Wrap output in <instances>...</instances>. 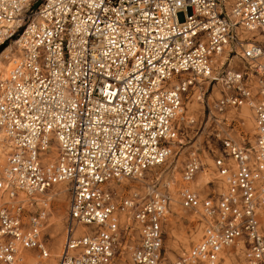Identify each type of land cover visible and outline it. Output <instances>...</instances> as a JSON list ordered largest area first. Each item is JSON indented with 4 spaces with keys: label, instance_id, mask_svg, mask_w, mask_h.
<instances>
[{
    "label": "built area",
    "instance_id": "2783aa9c",
    "mask_svg": "<svg viewBox=\"0 0 264 264\" xmlns=\"http://www.w3.org/2000/svg\"><path fill=\"white\" fill-rule=\"evenodd\" d=\"M236 26L259 40H239ZM12 40L20 58L0 77V129L11 146L0 173V264H47L46 209L33 198L61 183L68 206L55 264H111L121 214L137 230L129 264H217L221 254L229 264H264V0H0V48ZM227 48L225 67L237 56L242 68L219 75ZM215 86L213 110L248 109L252 133L240 143L215 135L224 185L216 195L190 187L202 168L191 154L179 203L202 230L170 261L167 186L119 198L113 185L164 165L181 146L189 93L204 103Z\"/></svg>",
    "mask_w": 264,
    "mask_h": 264
},
{
    "label": "rangeland",
    "instance_id": "374dc122",
    "mask_svg": "<svg viewBox=\"0 0 264 264\" xmlns=\"http://www.w3.org/2000/svg\"><path fill=\"white\" fill-rule=\"evenodd\" d=\"M230 62L229 63L231 65L229 66L231 68H234L236 66H238V69L242 68V66L238 64V59L236 57H234L233 59L231 58ZM226 68L227 67L222 68L218 74H223ZM203 90H205V88H203ZM220 92V86H215L213 91H208V93L205 94L204 103H201V106H198L197 110L193 111L190 114H185V108L188 106V103H192L190 97L195 93L197 94L198 90L196 89L194 92L189 93L190 95H188L187 100L184 101V110L182 115H185V119H189V121L192 120L194 121V123L188 126L187 122L185 121L186 123H183V125L180 127L179 141L181 142V146L173 145L174 152L171 153V156L169 157L167 162L160 167L153 168L150 171L144 173L141 178L142 181H138L139 179H128L122 181V183L118 187L119 198L130 197L133 193L139 195L140 198H148V195H145L146 188L151 187L153 191L158 190L160 192H165V184L167 182H171V188L167 186L170 196L169 198L171 200L173 198L172 194L173 192H175V196L179 200L178 194L182 187L181 174L184 165L190 159L191 154H195L202 165V168H200L201 171L196 174L193 181L196 182L199 176H204L207 179L206 183L203 182L198 189H194L195 192H197L201 197H204L207 194L216 195L220 193V186L215 181V178L216 176L218 177V175L213 167V158L214 156L219 155L220 148L219 144L215 140V135H220L224 131H228L230 137L237 143H240L241 137L243 135H248V130L250 129V127H247L246 121L244 119L243 121L237 122V119H239L237 118L239 111L227 110L223 114H216L215 110H213L212 108L214 103L213 100L220 98ZM207 99L210 107V112L205 104ZM221 119H225L226 122L222 123L220 121ZM214 120L221 123L216 124ZM232 120L236 121L237 124L232 128H227L228 124H230ZM47 200L48 207L46 212L45 227L47 226L48 219L50 218H52V220H56L57 218H59L62 224V230L58 231L59 233L55 232V235L56 233L58 234L55 236V238H50V234L53 233L52 228L45 229L42 232L46 247L48 250H50V248L54 246L57 240L60 241L61 247L63 246L64 227L67 218L68 195L65 192V195L60 198L58 206H56L55 201L50 197H47ZM170 200L164 214L162 232L165 255L168 260L173 261L181 257L184 253L188 252L191 245L199 240L200 235L195 242L192 238L197 233L196 231L200 225V219L197 217L190 218V214L192 212L190 210L183 209L180 204L175 205L177 208V212H172L173 205L172 201ZM121 223L122 232H120L119 236L120 249L111 264H129L130 251L137 240V230L131 219L129 220L128 217L124 215V219ZM85 228H87V230L90 229V227ZM187 240L188 242H186ZM184 243L187 247L184 245ZM24 254L34 255V252L25 251Z\"/></svg>",
    "mask_w": 264,
    "mask_h": 264
},
{
    "label": "bare ground",
    "instance_id": "6f19581e",
    "mask_svg": "<svg viewBox=\"0 0 264 264\" xmlns=\"http://www.w3.org/2000/svg\"><path fill=\"white\" fill-rule=\"evenodd\" d=\"M235 32L237 33L238 35V38L239 40H244V39H251L252 37H255L254 40H259V36L256 34V33H249L245 30H243L241 27H238L236 26L235 27ZM227 53H228V48L226 49L224 55H220L218 58H217V61H219L222 65L221 68H219L220 70L222 68H224L226 65H225V61L227 60L226 57H227ZM20 51H19V48H18V42L16 40H12L9 42V44H7L1 51H0V77L2 78H5L9 72V70L11 69L12 67V64L13 62H16L19 60L20 58ZM19 55V56H18ZM237 56H233L232 59ZM232 61V60H231ZM231 63V62H230ZM229 63V65H231ZM227 66V71H229L231 69L230 66ZM236 66V65H235ZM237 67V66H236ZM220 70H218L216 73H219ZM200 82V85L202 84H205V86L207 85V83H202L201 81H198ZM202 93H195L194 95H192L190 98L192 100V103H188V106L185 108L186 111H185V114L187 113H192L193 111L197 110V107L198 106H201V103H203V100H202V97H201ZM189 98V99H190ZM194 99V100H193ZM210 100V99H209ZM216 100H213V106H216ZM188 108V110H187ZM184 110V109H183ZM228 111H239V114L237 116V118L241 119L243 121V119L246 121V124H247V127H250V129L248 130V133H252V126H253V123H252V117H251V114L249 112L248 109L246 108H242L240 110H228ZM216 114H218L216 112ZM229 115V114H228ZM182 122L179 123V128L183 125V123L185 124L187 122V125L190 126V122L192 120L189 121V119H185V115H182ZM186 121V122H185ZM10 143L5 135V133L0 129V173L3 172L4 168H5V165H6V158L9 154V152L11 151L10 148ZM201 169H199L197 171L200 172ZM196 173V174H197ZM216 175V174H215ZM196 176V175H195ZM195 178V177H194ZM194 180V179H193ZM192 180V182H190V187L192 189H198L199 186L204 182L206 183L207 179L204 177V176H199L198 179L196 180V182H194ZM138 181H142V179H139ZM215 181L218 183V185L220 186V189L219 191H223L224 189V185L222 184V182L219 180V177L216 176L215 178ZM171 182H167L165 185L168 186L169 188H171ZM146 185V184H145ZM119 185L118 184H114L113 185V188L116 189L118 191V188ZM145 195H150L152 193V188L151 187H148L145 189ZM202 190V189H201ZM65 192L67 193V187L65 184L61 183V184H57L55 185L51 190H49L48 192H46L45 194L41 195V196H35L33 198V200L37 203V206L41 207H45L46 209V212H47V207H48V200H47V197H50L52 200L55 201L56 203V206H58V202L60 200V198L65 195ZM50 193V194H49ZM135 194V193H133ZM132 194V195H133ZM131 195V196H132ZM175 192H173L172 194V199L169 200L172 201V212H177V208L175 205H179V200L177 199V197L175 196ZM20 199H25L22 195L19 196ZM50 200V199H49ZM50 207V206H49ZM168 207V206H167ZM184 209V208H183ZM187 210V209H186ZM166 211V210H165ZM171 212V213H172ZM187 212V211H186ZM192 213L190 214V218H199V215H197L196 213H194L193 211H191ZM165 214V213H164ZM185 214V213H184ZM123 215V216H122ZM124 215L126 214H121L120 216V221L122 222L123 219H124ZM185 219V218H184ZM125 221V220H124ZM200 221V220H199ZM169 225H170V220H169ZM61 222L59 220V218H57L56 220H52V218L48 219V223H47V226L43 228V231L45 229H48V228H52L53 229V233L50 234V238H55L56 235H58L56 233L55 235V232H58L61 229ZM202 228V223L200 221V225L199 227L197 228V233L193 236V240L194 242L197 241V238L198 236L200 235L201 233V229ZM79 230H87V228L85 227H78L77 228V231ZM59 233V232H58ZM171 235V234H170ZM172 237V236H171ZM172 240V239H171ZM186 240V239H185ZM173 241V240H172ZM174 242V241H173ZM188 242V240L186 241ZM184 245L186 246V244L184 243ZM189 245V244H188ZM187 247V246H186ZM185 247V249H186ZM49 251V258L45 261V263L47 264H55L57 259L59 258L60 254H61V251H62V247H61V244H60V241L57 240V242L54 244V246L52 248H50ZM220 257L223 259V260H219L217 264H229V261L227 260L226 256H224V254H221ZM240 258H242V255L239 256ZM172 259V258H171ZM241 260V259H240Z\"/></svg>",
    "mask_w": 264,
    "mask_h": 264
},
{
    "label": "trees",
    "instance_id": "16d2710c",
    "mask_svg": "<svg viewBox=\"0 0 264 264\" xmlns=\"http://www.w3.org/2000/svg\"><path fill=\"white\" fill-rule=\"evenodd\" d=\"M3 48H4V47H1V48H0V51H1Z\"/></svg>",
    "mask_w": 264,
    "mask_h": 264
}]
</instances>
